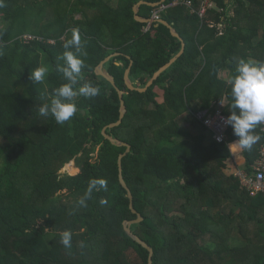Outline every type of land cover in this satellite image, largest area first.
Segmentation results:
<instances>
[{
  "label": "trees",
  "instance_id": "trees-1",
  "mask_svg": "<svg viewBox=\"0 0 264 264\" xmlns=\"http://www.w3.org/2000/svg\"><path fill=\"white\" fill-rule=\"evenodd\" d=\"M139 1L0 0V264H147L148 251L123 228L137 217L118 179L126 147L102 134L118 120L120 100L95 68L112 53L103 69L127 111L105 131L130 144L122 176L143 219L129 227L152 247V264H264V192L249 195L226 172L231 128L217 142L195 115L217 108L228 115L226 82L236 65L264 61V0H213L203 15L201 0H144L166 5L160 18L185 43L145 91L127 88L130 63V81L144 87L182 43L161 22L136 20ZM148 3L137 7L141 18L157 7ZM73 30L87 52L81 84L92 82L100 95L78 97L74 116L57 124L39 108L67 82L55 66ZM24 34L43 40L24 42ZM38 66L49 68L44 84L29 79ZM255 131L262 139L242 151L246 169L264 141L260 125ZM71 160L79 173H59ZM93 178L107 186L79 207ZM66 230L71 248L60 243Z\"/></svg>",
  "mask_w": 264,
  "mask_h": 264
},
{
  "label": "clouds",
  "instance_id": "clouds-1",
  "mask_svg": "<svg viewBox=\"0 0 264 264\" xmlns=\"http://www.w3.org/2000/svg\"><path fill=\"white\" fill-rule=\"evenodd\" d=\"M62 47L64 51L58 59L63 63H57L55 71L67 82L54 88L50 94L45 93L42 99L47 102L39 108L41 116H51L57 124H64L74 116L78 97L90 100L100 95V88L92 82L81 84L82 68L85 66L82 57H86L87 52L78 30L72 31L71 37ZM48 74L47 66H38L31 70L29 79L32 83L44 84ZM226 83L230 88V103L223 124L231 128L233 136L236 137L230 146L241 152L247 151L262 139L255 130L259 125H264V61H239L234 75ZM106 186L107 182L102 178L90 179L84 195L77 200V205L87 207L92 193L99 192ZM100 203L104 204L106 201L102 198ZM71 242V232L66 230L60 233V243L65 248H71ZM81 246L83 247V243Z\"/></svg>",
  "mask_w": 264,
  "mask_h": 264
},
{
  "label": "water",
  "instance_id": "water-1",
  "mask_svg": "<svg viewBox=\"0 0 264 264\" xmlns=\"http://www.w3.org/2000/svg\"><path fill=\"white\" fill-rule=\"evenodd\" d=\"M141 3H148L144 0H141L139 2H137L134 7H133V11H134V14H135V19L138 20V21H145V22H148L150 23L151 22V19H145V18H141L140 16L137 15V7L139 4ZM152 6H156L157 3H148ZM159 22L165 24L171 31V34L174 35L175 37L179 38L182 45H181V49L180 51L175 55L173 56L167 63H165L163 66H161L157 71H155L153 73V75L150 77V79L147 81L146 85L144 87H141V88H136L134 87V85L132 84V82L130 81V78H129V71H130V65L127 67V69L125 70L124 72V82L127 86V88H129L130 90H133V89H136L138 91H145L153 82L154 80L159 76V74L164 71L180 54H182L183 52V49H184V41L182 40V38L180 37V35L178 34V32L165 20L163 19H160ZM116 55V53H112L110 55H108L107 57H105L95 68V73L97 75H101L103 76L104 78H106L117 90L118 92V95H119V100H120V107H119V118L117 121L115 122H112V123H109L108 125L104 126L103 129H102V134L103 136L108 139L112 144H116V145H122V146H125L126 149L125 151H123L122 153L119 154L118 156V161H117V164H118V179H119V182L121 184V186L126 190L127 192V196L129 198V208L131 209V211L133 213H135L137 215V217L135 219H132V220H124L123 221V228L125 230V232L134 240L136 241L138 244H140L142 247H144L147 251H148V259H147V264H152V255H153V249L152 247L146 242L144 241L141 237H139L137 234H135L129 227V225L131 223H137V222H140L143 217L142 215L136 211V209L133 207V203H132V193L127 185V183L125 182L123 176H122V158L123 156H125L129 151H130V144L124 142V141H121L117 138H114L112 137L111 135L107 134L106 133V129L107 128H112V127H115V126H118L121 122H122V119L123 117L125 116V113L127 111V108H126V105H125V101L123 99V92L117 88L115 82H114V79L113 77L107 73L106 71H104L103 69V64L108 60L110 59L112 56ZM82 112L84 113L85 111L82 110Z\"/></svg>",
  "mask_w": 264,
  "mask_h": 264
},
{
  "label": "built area",
  "instance_id": "built-area-1",
  "mask_svg": "<svg viewBox=\"0 0 264 264\" xmlns=\"http://www.w3.org/2000/svg\"><path fill=\"white\" fill-rule=\"evenodd\" d=\"M185 4L191 6L190 0H186ZM213 5V0H201L200 8L198 10L200 15H203L207 7ZM166 7L163 3H157V7L153 10L151 15L152 21H159L160 12ZM148 28V26H147ZM146 28V29H147ZM24 42L32 40H43L42 37L33 34H24ZM52 43L54 40H48ZM196 117L205 125L210 131L211 138L217 142H223L227 138V128L223 124V118L227 115L224 114L219 108L213 112L206 110H197ZM261 131L264 132V125H260ZM220 138L219 140L217 138ZM234 176L238 179L239 185L245 189L249 195L255 196L264 192V141L259 145L258 156L253 161L249 169L245 167L237 168L233 172Z\"/></svg>",
  "mask_w": 264,
  "mask_h": 264
},
{
  "label": "crops",
  "instance_id": "crops-1",
  "mask_svg": "<svg viewBox=\"0 0 264 264\" xmlns=\"http://www.w3.org/2000/svg\"><path fill=\"white\" fill-rule=\"evenodd\" d=\"M226 76V74H225ZM231 152H232V160L227 162V173L234 172L237 168H243L244 167V156L241 151H239L236 147L230 146ZM234 151V152H233Z\"/></svg>",
  "mask_w": 264,
  "mask_h": 264
},
{
  "label": "rangeland",
  "instance_id": "rangeland-1",
  "mask_svg": "<svg viewBox=\"0 0 264 264\" xmlns=\"http://www.w3.org/2000/svg\"><path fill=\"white\" fill-rule=\"evenodd\" d=\"M77 17H79V15H77ZM158 100L161 101L162 98L159 96ZM197 108L194 109V111H196ZM186 113H183L182 115H185ZM183 130L185 129V125H183L181 127ZM67 164V163H66ZM59 173H67L70 175H75L77 173H79V168L76 166V163L74 160H71L68 162V164L65 166L63 165L60 169H59ZM233 234L236 236V230L233 231ZM135 257V255L131 256V259H133Z\"/></svg>",
  "mask_w": 264,
  "mask_h": 264
}]
</instances>
